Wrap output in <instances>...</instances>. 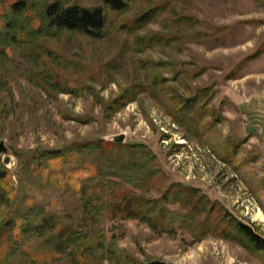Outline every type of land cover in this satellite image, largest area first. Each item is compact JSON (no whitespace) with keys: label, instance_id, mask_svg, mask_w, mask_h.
<instances>
[{"label":"rangeland","instance_id":"obj_1","mask_svg":"<svg viewBox=\"0 0 264 264\" xmlns=\"http://www.w3.org/2000/svg\"><path fill=\"white\" fill-rule=\"evenodd\" d=\"M11 1L0 0V10ZM25 1L33 25L41 8L53 2ZM58 1L102 7L101 0ZM146 9L152 12L135 27ZM104 10L106 26L99 39L61 31L35 34L30 41L39 47L32 50L0 45V142L5 148L0 166L14 185L4 225L0 205V264H70L71 244L64 252L48 251L45 239L53 236L52 224L88 240L92 264H264L261 253L209 232L193 236L175 224L174 233H156L137 219L80 213V200L63 185L83 175L76 170L82 157L73 164L47 158L48 151L63 156L86 140L124 134L122 144L146 146L165 176L163 188L146 191L147 198H159L170 184L189 186L224 221L240 223L264 240V0H129L120 12ZM149 33L170 42L153 48L134 44V35ZM179 70L183 74L177 76ZM152 74L173 79L165 84L169 90H197L203 122L215 121L206 136H190L147 93L135 90L133 101L114 104ZM251 95L259 96V117H247L242 127L238 105ZM243 130L258 132L259 144ZM167 208L181 210L176 204Z\"/></svg>","mask_w":264,"mask_h":264},{"label":"trees","instance_id":"obj_2","mask_svg":"<svg viewBox=\"0 0 264 264\" xmlns=\"http://www.w3.org/2000/svg\"><path fill=\"white\" fill-rule=\"evenodd\" d=\"M101 1L102 7H82L76 4L64 6L60 1L53 0L41 8L36 25H33L36 20L28 14L29 5L25 0L11 1L2 11L0 10V45L5 44L3 46L6 49L9 46L8 43H16L32 50L39 47L35 40L30 41L35 34L53 35L61 31L99 39L103 36L106 26L107 16L104 8L112 13L120 12L129 0ZM151 12L152 9L143 11L134 20L135 27H139ZM17 27L20 30L15 33ZM133 41L135 45L153 48L161 44L167 45L170 39L165 35L149 33L142 36L134 35ZM176 74L179 76L183 72L179 70ZM144 79L143 84L130 87L120 94L114 104L124 105L133 101L135 90L139 93H147L163 107L171 120L190 136L197 138L206 136L215 121L211 119L203 122L202 104L199 102L197 90L193 94L180 89L169 90L165 84L173 82V79L166 81L164 77L154 74ZM47 156L48 159H62V163L71 164L76 162L77 157H82L80 167L76 170L83 175L78 176L73 184L63 185L64 189L72 190L80 200L77 206L80 213L86 211L91 216L101 215L110 220L137 219L145 222L156 233H174L176 231L174 225L177 224L178 229L185 230L193 236L209 232L221 238L236 240L249 251L261 253L264 256L263 239L240 223L224 221L223 217L214 211L212 203H209L204 196L197 195L196 189L182 184H170L159 198H147L146 191L159 192L166 179L157 165L155 155L144 145L129 143L115 145L96 138L66 149L63 156L59 150L48 151ZM70 156L73 157V162L67 159ZM85 160H88V163ZM26 165L27 168L30 167L29 163ZM8 175L7 169L0 166V205L4 207L1 215L6 218L2 225L8 222L9 205L14 198V185ZM74 184L77 187L73 188ZM126 186L138 190L139 194H132ZM173 204L182 211H170L167 206ZM24 226L23 221L19 230ZM51 226L53 236L45 239L49 245V252L54 254L58 251L64 252L71 246L66 253L70 264H92V249L88 240L78 239V233L71 229L55 230L57 225ZM82 251L85 252L83 255ZM138 264L165 263L147 261Z\"/></svg>","mask_w":264,"mask_h":264},{"label":"crops","instance_id":"obj_3","mask_svg":"<svg viewBox=\"0 0 264 264\" xmlns=\"http://www.w3.org/2000/svg\"><path fill=\"white\" fill-rule=\"evenodd\" d=\"M262 102L264 101L262 100ZM238 107H239V112L241 115V121H242V127H243L245 125V121L247 117L252 118L254 115L259 117V110H258L259 109V96L258 95L249 96L248 98L242 100L239 103ZM243 132L248 136L249 140L252 139L255 142H258L259 144V133L258 132L253 133V132H249L245 130H243ZM263 142H262V145L264 146Z\"/></svg>","mask_w":264,"mask_h":264},{"label":"water","instance_id":"obj_4","mask_svg":"<svg viewBox=\"0 0 264 264\" xmlns=\"http://www.w3.org/2000/svg\"><path fill=\"white\" fill-rule=\"evenodd\" d=\"M124 138H125L124 134L113 135V136L107 137L105 142L112 143L115 145H121L123 143ZM4 152H5V148L3 147V144L0 142V154ZM7 161H8V158L6 157L3 160V164H6Z\"/></svg>","mask_w":264,"mask_h":264}]
</instances>
